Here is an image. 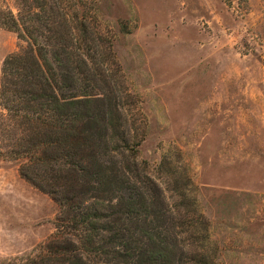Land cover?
I'll use <instances>...</instances> for the list:
<instances>
[{
    "label": "rangeland",
    "instance_id": "1",
    "mask_svg": "<svg viewBox=\"0 0 264 264\" xmlns=\"http://www.w3.org/2000/svg\"><path fill=\"white\" fill-rule=\"evenodd\" d=\"M82 1L90 28L111 39L129 95L118 123L136 153L117 159L172 220L161 227L186 241L188 223L199 236L206 226L190 258L264 264V0ZM71 4L70 19L79 11ZM19 5L0 0L17 17ZM19 33L0 26V85L3 60L27 47ZM4 145L0 264H23L14 258L42 251L59 205L20 176L28 158Z\"/></svg>",
    "mask_w": 264,
    "mask_h": 264
},
{
    "label": "trees",
    "instance_id": "2",
    "mask_svg": "<svg viewBox=\"0 0 264 264\" xmlns=\"http://www.w3.org/2000/svg\"><path fill=\"white\" fill-rule=\"evenodd\" d=\"M51 1L54 5L19 0V17L0 7V26L27 41L24 50L3 60L0 139L7 156L28 158L20 176L59 205L55 232L42 251L14 259L23 264H216L206 254L188 256L195 250L190 246L200 248L206 240V226L199 236L188 223L186 241L168 234L160 223L172 220L131 179L130 163L117 159L126 158L124 152L133 158L136 144L120 138V97L129 95L121 89L111 39L90 28L80 11L82 0ZM74 2L79 11L70 19L68 4Z\"/></svg>",
    "mask_w": 264,
    "mask_h": 264
}]
</instances>
